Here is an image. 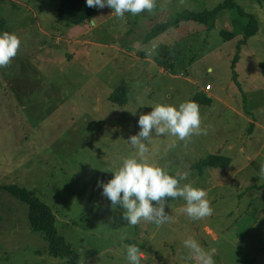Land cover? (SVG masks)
I'll return each instance as SVG.
<instances>
[{
	"label": "rangeland",
	"instance_id": "1",
	"mask_svg": "<svg viewBox=\"0 0 264 264\" xmlns=\"http://www.w3.org/2000/svg\"><path fill=\"white\" fill-rule=\"evenodd\" d=\"M224 1L155 0L151 12L123 18L94 7L95 20L75 26L59 18L62 0H0V34L21 42L0 67V185L34 192L83 262L129 264L125 245H135L146 257L141 264H199L183 244L192 238L215 249L216 264H264V0H236L259 21L258 34L240 49L243 34L231 41L221 35L239 30L230 10L211 31L185 22L145 43L170 15L212 11ZM160 44L183 53L175 71L155 62ZM124 81L130 91L121 107L110 97ZM186 101L198 104L207 134L153 136L148 158L180 177V186L204 189L213 213L193 220L178 198L166 202L169 222L128 225L97 181L108 182L120 158L135 151L127 139L139 131V113ZM212 155L231 159L229 168H195ZM29 211L0 190V264H68L49 254Z\"/></svg>",
	"mask_w": 264,
	"mask_h": 264
},
{
	"label": "clouds",
	"instance_id": "2",
	"mask_svg": "<svg viewBox=\"0 0 264 264\" xmlns=\"http://www.w3.org/2000/svg\"><path fill=\"white\" fill-rule=\"evenodd\" d=\"M86 5L99 9L110 8L111 15L123 18L125 13L138 15L143 11L151 12L155 7V0H86ZM20 43L15 34H0V67L8 65L17 55ZM151 108L147 114H138L139 131L127 139L135 151L120 158V166L117 170L110 171L113 178L108 182L97 181L98 187L102 188V195L110 201L112 209L119 207L123 210L121 218L131 226L141 221L151 222L156 226L169 222L172 217L165 210L166 198L169 197L182 198L186 203L181 211L193 220L212 215L213 209L204 189L191 184L180 186L179 179L170 175L165 168L151 163L148 158V145L153 136L170 135L183 141L192 135L207 134V130L201 128L198 104L186 101L177 107L157 103ZM131 114L136 116L137 110ZM260 173L261 178H264V167L260 168ZM186 178L187 174L181 177ZM109 220L115 221V218L109 217ZM183 244L199 264H216L215 249L205 250L192 238L185 240ZM125 249L129 264H141V248L125 245Z\"/></svg>",
	"mask_w": 264,
	"mask_h": 264
},
{
	"label": "trees",
	"instance_id": "3",
	"mask_svg": "<svg viewBox=\"0 0 264 264\" xmlns=\"http://www.w3.org/2000/svg\"><path fill=\"white\" fill-rule=\"evenodd\" d=\"M226 10L234 11L237 13L239 30L236 32H222L221 35L226 41H231L238 35L243 34V41L238 45V49L244 45L248 39L256 36L259 31V21L253 14H248L242 9L236 0H225L217 8L212 11H206L203 13H195L190 11H184L180 13H174L170 15L166 22L159 23L148 34L145 39V43L149 44L154 40L161 37L163 34L176 30L182 23L195 22L206 26V31H211L215 27V23L218 15ZM97 11L94 7H88L84 0H62L58 8L59 18L68 25L80 26L87 22H91ZM243 21V22H242ZM183 53L180 49H172L169 45L160 44L157 47V55L155 62L160 68L165 69L167 72H173L180 64V58ZM238 57H235L233 68H235L238 62ZM237 75L234 74V79ZM130 91V84L128 82H122V84L111 95L110 102L114 105L125 106L128 102L127 96ZM203 98V97H202ZM199 96H194V99L199 104L210 105L212 100H204ZM194 100V101H195ZM231 159L212 155L205 160L200 161L195 165V168H229ZM181 182L180 177L175 176ZM0 190H6L14 195L19 200L27 203L29 206V220L33 230L43 233L48 240L49 254L56 259H64L68 264H87L83 262L79 254L75 249L68 244L63 237H61L56 228V216L52 209L42 202L34 192L27 189L19 188L17 186H5L0 185ZM179 197L166 198V202H173L178 200Z\"/></svg>",
	"mask_w": 264,
	"mask_h": 264
},
{
	"label": "crops",
	"instance_id": "4",
	"mask_svg": "<svg viewBox=\"0 0 264 264\" xmlns=\"http://www.w3.org/2000/svg\"><path fill=\"white\" fill-rule=\"evenodd\" d=\"M146 257L143 255L142 259H145Z\"/></svg>",
	"mask_w": 264,
	"mask_h": 264
}]
</instances>
